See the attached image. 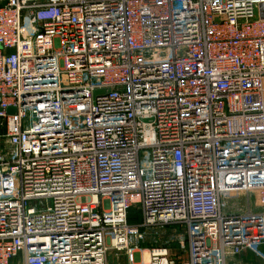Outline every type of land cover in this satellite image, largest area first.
I'll return each mask as SVG.
<instances>
[{
	"label": "built area",
	"instance_id": "built-area-1",
	"mask_svg": "<svg viewBox=\"0 0 264 264\" xmlns=\"http://www.w3.org/2000/svg\"><path fill=\"white\" fill-rule=\"evenodd\" d=\"M0 119V264L264 259V0H0Z\"/></svg>",
	"mask_w": 264,
	"mask_h": 264
},
{
	"label": "rangeland",
	"instance_id": "rangeland-1",
	"mask_svg": "<svg viewBox=\"0 0 264 264\" xmlns=\"http://www.w3.org/2000/svg\"><path fill=\"white\" fill-rule=\"evenodd\" d=\"M228 198H231V197H228ZM237 199H240V198H237ZM257 200L259 201V205H263L261 207V211H264V194L257 195L256 197H253L252 204H255V202ZM228 201H230V199ZM246 201L248 202V200L246 199V200H244L243 204H241V201L238 202V200H237L239 207L235 206V208H234V207H231L229 205L227 210L228 211H231V209H236L237 211L242 210L243 208H245V202ZM32 206H34L33 203H32ZM141 215L142 214H141V211H140V205L138 203H135L132 206L131 210H130V220H131V222H140L142 220V216ZM175 227L178 228L179 231H184V225H180L179 224V225L174 226V228ZM171 230H173V226H171ZM171 230H168V231L172 232ZM143 247H144V250H146L145 252L149 253L148 250L151 249V245L150 244H145ZM174 248H175L174 251L178 250L177 245H175ZM250 257L252 258V261H251L252 264H264V259L261 258L258 255L250 254ZM236 258H238V257L237 256L236 257H232L231 259H236ZM230 263L233 264V261L231 260ZM19 264H22V263L19 262ZM107 264H129V261H128V257L126 255L125 251L113 250V251L108 253Z\"/></svg>",
	"mask_w": 264,
	"mask_h": 264
},
{
	"label": "crops",
	"instance_id": "crops-1",
	"mask_svg": "<svg viewBox=\"0 0 264 264\" xmlns=\"http://www.w3.org/2000/svg\"><path fill=\"white\" fill-rule=\"evenodd\" d=\"M6 131H7V126H6V121L3 119H0V155L6 154L8 151V143H7V139H6ZM255 196H246L245 194L242 195H238V196H234L231 198H226V202H227V208L230 205L231 207L238 206V202L241 201V204H243L244 200H248V202H245V208H243L242 210L237 211L236 209H231V211L233 212H249V211H257L259 209H261V207L263 205H259V201L257 200L255 202V204H252V199ZM240 198V199H237ZM230 199V201H228ZM238 200V202H237ZM239 207V206H238ZM261 252L264 254V247L261 249ZM255 254L252 251L246 250L243 251L240 255H238L236 259H231L232 257H230L228 259L227 264H231V260L233 261V264H252V258L250 257V254ZM262 258V257H261ZM20 261V259H17L16 261L13 262V264H18Z\"/></svg>",
	"mask_w": 264,
	"mask_h": 264
},
{
	"label": "bare ground",
	"instance_id": "bare-ground-1",
	"mask_svg": "<svg viewBox=\"0 0 264 264\" xmlns=\"http://www.w3.org/2000/svg\"><path fill=\"white\" fill-rule=\"evenodd\" d=\"M238 195H242V194H234L232 197L234 196H238ZM247 196V195H246ZM249 196V195H248ZM145 260H149V253H145Z\"/></svg>",
	"mask_w": 264,
	"mask_h": 264
},
{
	"label": "water",
	"instance_id": "water-1",
	"mask_svg": "<svg viewBox=\"0 0 264 264\" xmlns=\"http://www.w3.org/2000/svg\"><path fill=\"white\" fill-rule=\"evenodd\" d=\"M98 92V91H97ZM16 109L14 107L8 108V113L13 114L15 113Z\"/></svg>",
	"mask_w": 264,
	"mask_h": 264
},
{
	"label": "trees",
	"instance_id": "trees-1",
	"mask_svg": "<svg viewBox=\"0 0 264 264\" xmlns=\"http://www.w3.org/2000/svg\"><path fill=\"white\" fill-rule=\"evenodd\" d=\"M129 220H130V216H129ZM130 222H131V220H130ZM132 223H134V222H132Z\"/></svg>",
	"mask_w": 264,
	"mask_h": 264
}]
</instances>
